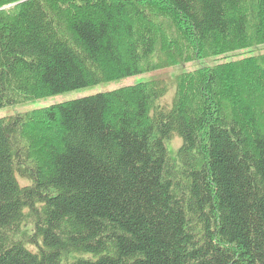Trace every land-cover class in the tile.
<instances>
[{
    "label": "trees",
    "instance_id": "16d2710c",
    "mask_svg": "<svg viewBox=\"0 0 264 264\" xmlns=\"http://www.w3.org/2000/svg\"><path fill=\"white\" fill-rule=\"evenodd\" d=\"M254 43L264 0H0V108ZM249 58L0 118V264H264Z\"/></svg>",
    "mask_w": 264,
    "mask_h": 264
},
{
    "label": "rangeland",
    "instance_id": "374dc122",
    "mask_svg": "<svg viewBox=\"0 0 264 264\" xmlns=\"http://www.w3.org/2000/svg\"><path fill=\"white\" fill-rule=\"evenodd\" d=\"M259 55H264V43H254L243 48L224 51L220 53H215L214 51H209L203 55L195 53L193 54V59L181 61L177 64L166 65L163 67L156 68L154 70L146 71L128 77H123L121 79L102 82L88 87L78 88L38 99H32L25 102L4 106L0 108V118L32 111L37 108L52 105L54 103L66 102L83 96L97 94L99 92L114 90L123 86L149 81L156 78L167 79L170 82L171 86L165 96V101L168 104H171L175 93V84L173 82V79L176 76L178 77L184 73H193L200 69L212 67L217 64L224 66L231 65L233 64V61L238 60V63H245L251 59L249 57ZM161 57L162 49L159 48L156 53V59L160 60ZM166 142L171 157L177 160L178 151L183 142L182 136H180L179 134H175ZM19 180L21 184H24L23 181H29L27 178H23L20 176Z\"/></svg>",
    "mask_w": 264,
    "mask_h": 264
}]
</instances>
